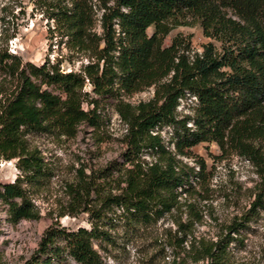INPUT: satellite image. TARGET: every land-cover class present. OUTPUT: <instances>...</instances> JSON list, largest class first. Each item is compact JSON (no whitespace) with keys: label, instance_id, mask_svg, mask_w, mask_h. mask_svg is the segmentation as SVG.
Segmentation results:
<instances>
[{"label":"trees","instance_id":"1","mask_svg":"<svg viewBox=\"0 0 264 264\" xmlns=\"http://www.w3.org/2000/svg\"><path fill=\"white\" fill-rule=\"evenodd\" d=\"M36 1L65 46L86 61L63 70L48 60L23 62L0 47V159L16 157L19 169L13 180L0 181L9 220L40 217L30 188L49 174L27 133L73 136L83 122L98 128L102 101L113 105L125 130L117 158L88 172L81 165L67 182L69 199L59 215L85 211L90 227L49 224L23 264H105L94 240L103 233L107 211L115 208L144 222L172 213L170 264H229L231 233L264 210V0ZM187 18L198 22L210 40L199 51H191L180 35L164 45L166 34ZM87 82L94 95L84 89ZM149 86L150 98L125 99ZM186 97H193L192 111L179 112ZM165 127L170 128L167 137ZM201 141L243 155L258 176L245 209L215 239L193 235L202 211L190 197L207 198L205 163L199 158L195 170L181 158Z\"/></svg>","mask_w":264,"mask_h":264},{"label":"rangeland","instance_id":"2","mask_svg":"<svg viewBox=\"0 0 264 264\" xmlns=\"http://www.w3.org/2000/svg\"><path fill=\"white\" fill-rule=\"evenodd\" d=\"M42 7L36 0H0V47L19 55L23 62L41 64L48 60L63 70L78 69L86 57L65 46L61 40L64 38H60L53 20L47 18ZM187 21L174 26L164 37L163 44H169L172 37L180 35L188 39L191 51L201 50L202 44L210 38L203 34L198 22L190 18ZM95 28L101 31L99 21ZM152 29L149 26L148 32ZM84 89L94 95L88 82ZM152 95L153 87L149 86L125 95V99L136 103ZM101 104L102 122L98 128L83 122L73 136L57 131L27 133L29 143L40 149L49 174L39 185L30 188L40 211L39 218L11 221L6 204L0 201V264H23L34 252L49 224L67 229L90 227V218L85 211L75 215L59 213L67 207L66 185L74 179L76 169L81 165L85 166L86 172L97 169L117 158L122 149L120 137L125 124L110 102L102 101ZM193 105V97L181 98L177 109L191 112ZM169 129L165 127L162 134L167 137ZM181 158L195 170L199 167V158L205 163L207 198L190 197L196 198L202 211V218L193 224V235L215 239L225 233V226L232 217L245 209L258 176L246 157L235 151L224 153L215 142L201 141L191 147L189 157ZM18 172L16 157L0 159L1 182L13 180ZM184 197L182 194L180 199ZM180 215L183 220L187 219L184 206ZM100 227L103 233L94 240V246L105 264H170L175 250L168 244V239L176 228L172 213L166 212L157 220L144 222L128 219L121 215V208H115L107 211ZM231 235L234 238L228 245L229 264H264V210L239 233Z\"/></svg>","mask_w":264,"mask_h":264}]
</instances>
